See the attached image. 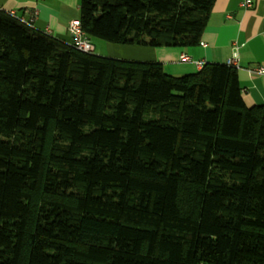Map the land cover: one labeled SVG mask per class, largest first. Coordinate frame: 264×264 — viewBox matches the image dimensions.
I'll use <instances>...</instances> for the list:
<instances>
[{"label":"trees","instance_id":"1","mask_svg":"<svg viewBox=\"0 0 264 264\" xmlns=\"http://www.w3.org/2000/svg\"><path fill=\"white\" fill-rule=\"evenodd\" d=\"M215 2L81 0L79 20L188 48ZM0 264H264V106L227 64L171 76L0 10Z\"/></svg>","mask_w":264,"mask_h":264},{"label":"crops","instance_id":"2","mask_svg":"<svg viewBox=\"0 0 264 264\" xmlns=\"http://www.w3.org/2000/svg\"><path fill=\"white\" fill-rule=\"evenodd\" d=\"M243 1L216 0L197 46L151 48L126 45L114 48V58L159 63L166 74L183 76L198 72L197 62L226 64L237 52V72L244 101L249 107L264 106V76L252 72L264 69V0H250L254 2L252 8L244 6ZM80 3L81 0H0V10L14 12L27 21L35 18L33 29L72 45L68 25L71 20H79ZM182 55L190 60L181 61Z\"/></svg>","mask_w":264,"mask_h":264},{"label":"built area","instance_id":"3","mask_svg":"<svg viewBox=\"0 0 264 264\" xmlns=\"http://www.w3.org/2000/svg\"><path fill=\"white\" fill-rule=\"evenodd\" d=\"M243 5L246 6L247 8H252L254 6V2H252L250 0H244ZM9 14L16 17L20 22H22L26 26H28L30 28H34L33 22H34L35 18H32L31 20L27 21L24 18L17 17L14 12H10ZM68 31L70 32V34L73 38L72 46L76 50H78L82 53L88 54V55L94 54L95 48H94L93 44L91 43L90 38L83 31L80 20H77V19L71 20V22L68 25ZM201 45L205 46L204 43H201ZM180 60L183 62H187L190 60V58L186 55H182L180 57ZM226 64L237 69L238 68V53L235 52L234 56L230 60H228ZM196 65L201 70L205 64L203 62H197ZM252 72L254 74L264 76V69H262V68H258Z\"/></svg>","mask_w":264,"mask_h":264},{"label":"rangeland","instance_id":"4","mask_svg":"<svg viewBox=\"0 0 264 264\" xmlns=\"http://www.w3.org/2000/svg\"><path fill=\"white\" fill-rule=\"evenodd\" d=\"M91 43L95 46V51H94L95 55L101 57L113 58V59H115L114 48H118L120 46H126V45L107 43L97 38H91ZM145 117L147 121L152 119V115L148 112L146 113Z\"/></svg>","mask_w":264,"mask_h":264}]
</instances>
